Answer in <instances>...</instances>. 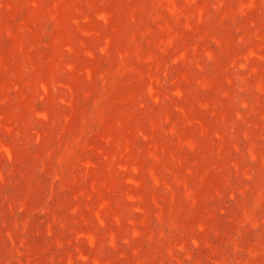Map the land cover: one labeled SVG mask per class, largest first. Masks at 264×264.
Returning a JSON list of instances; mask_svg holds the SVG:
<instances>
[{
    "label": "rangeland",
    "instance_id": "rangeland-1",
    "mask_svg": "<svg viewBox=\"0 0 264 264\" xmlns=\"http://www.w3.org/2000/svg\"><path fill=\"white\" fill-rule=\"evenodd\" d=\"M0 264H264V0H0Z\"/></svg>",
    "mask_w": 264,
    "mask_h": 264
}]
</instances>
